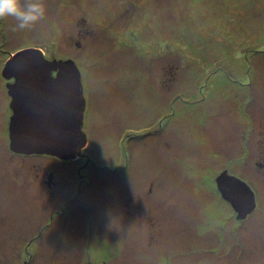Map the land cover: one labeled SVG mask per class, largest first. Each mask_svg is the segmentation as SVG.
<instances>
[{
  "label": "rangeland",
  "instance_id": "obj_1",
  "mask_svg": "<svg viewBox=\"0 0 264 264\" xmlns=\"http://www.w3.org/2000/svg\"><path fill=\"white\" fill-rule=\"evenodd\" d=\"M45 4L47 17L32 30L0 19V264H264V176L255 164L264 0ZM27 47L75 58L81 70L93 103L82 150L93 185L83 199L72 197L81 177L71 173L68 189L53 193L32 167L20 172L22 157L9 148L2 70ZM43 156L28 160L49 163ZM223 168L258 191L246 220L218 189ZM63 205L66 220L51 219Z\"/></svg>",
  "mask_w": 264,
  "mask_h": 264
},
{
  "label": "water",
  "instance_id": "obj_2",
  "mask_svg": "<svg viewBox=\"0 0 264 264\" xmlns=\"http://www.w3.org/2000/svg\"><path fill=\"white\" fill-rule=\"evenodd\" d=\"M9 83L10 149L23 154H48L77 158L88 144L84 130L86 97L76 61L49 59L38 47L10 55L2 70ZM222 197L246 219L257 207L255 191L236 175L224 171L217 177Z\"/></svg>",
  "mask_w": 264,
  "mask_h": 264
},
{
  "label": "flooded vegetation",
  "instance_id": "obj_3",
  "mask_svg": "<svg viewBox=\"0 0 264 264\" xmlns=\"http://www.w3.org/2000/svg\"><path fill=\"white\" fill-rule=\"evenodd\" d=\"M87 33H88L87 29H81L79 31V35L81 37H85L86 35L85 36H82V35L87 34ZM80 43H82V42H80V41L77 42V45H80ZM66 59H68V58H66ZM73 59H75V58H73ZM12 82H14V79H6L5 80V86L7 87V85L9 83H12ZM6 91H7V89H6ZM7 95L9 97L10 102H11L12 98L8 92H7ZM91 104H93V103L87 100L86 115H85V122H84V126H86L87 128H90L89 124H90L91 119H88L89 115L87 114V110ZM9 111H10V114L9 113L8 114H9V120H10V116L13 114V110L10 107V103L8 105L7 112H9ZM84 130H85V128H84ZM85 131H87V130H85ZM87 134H88V138H89L88 140H90V135H89L88 131H87ZM8 138H9V136H8ZM9 144H10V139H9ZM258 145H259L258 147L260 148V154H259L258 160L255 162V164L257 165V167H259L258 174H262L264 176V136L258 140ZM9 148H10V145H9ZM11 151H12V155H14L16 157H18V156L22 157L21 159H19L21 163L18 165L20 167V172L24 175V174H26L24 169L28 170L29 167H32L34 169V172H35V178H36L35 181L40 182L43 185H46L50 189V191L53 193H57V192H58V194L64 193L68 189V185L70 184V180L72 181V179H74V178L77 179L78 177H81L80 181L79 180H73L72 181L73 186H74V183L76 184V181H78V186L76 189L77 192L74 193L72 197H73V200H75V199L77 200L79 198L83 199L85 190L91 188L93 185L91 175L89 173H85V174L82 173L83 170H85L89 167V163H90L89 156L87 154H83L82 151H81L80 156H78L77 158H71V159H62V158H59L57 156L48 155V154H30V155H28V154L15 152L13 150H11ZM84 155H87V156H84ZM37 156H39V157L43 156V157L50 158L49 163H45V162L40 161V160L37 162H30L28 160L31 157L35 158ZM83 157H87V158L84 161L80 162V160L83 159ZM240 161H243L242 162L243 164L241 163L242 167H243L242 169L245 170L248 166V163L246 162L247 161L246 158H244L243 160H240ZM240 161H239V163H240ZM123 168H125V167H123ZM225 168H227V167H225ZM225 168H223L221 170V172H219L217 177L224 171L233 175V173L229 172V169H225ZM124 170L125 169L120 170L121 175H123L124 178H127V176L129 175V172L131 171V168H129V170L126 172ZM71 173L73 174L72 179L69 178V177H71L70 176ZM239 178H241V177H239ZM242 180H244V179H242ZM124 186L127 187V185H124ZM249 186L255 191L256 201L258 203V191H257V189L250 184H249ZM149 190L151 191L152 188H150ZM127 204H129V205L127 206ZM124 207H125L124 212H126V215H128V216L133 215V210H132V207L130 205V202H127L124 205ZM255 210L252 213H250L247 216V218L250 215H252L255 212ZM66 211H67V206L63 205V207L60 210H57L56 212H54V214L51 215L50 218L53 219L54 217H57L58 220L65 221L68 214H69ZM246 219H243V220H246ZM52 221H50L48 223V225H50L52 223Z\"/></svg>",
  "mask_w": 264,
  "mask_h": 264
},
{
  "label": "clouds",
  "instance_id": "obj_4",
  "mask_svg": "<svg viewBox=\"0 0 264 264\" xmlns=\"http://www.w3.org/2000/svg\"><path fill=\"white\" fill-rule=\"evenodd\" d=\"M15 20L13 31H29L47 17L45 0H0V19Z\"/></svg>",
  "mask_w": 264,
  "mask_h": 264
}]
</instances>
